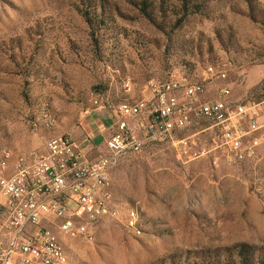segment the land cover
I'll list each match as a JSON object with an SVG mask.
<instances>
[{
	"label": "rangeland",
	"instance_id": "374dc122",
	"mask_svg": "<svg viewBox=\"0 0 264 264\" xmlns=\"http://www.w3.org/2000/svg\"><path fill=\"white\" fill-rule=\"evenodd\" d=\"M210 66L228 79L209 97L228 85L235 100H264V0H0V175L7 154L62 135L83 144L92 115L126 97L125 78L139 95L151 79L201 80ZM190 145L122 159L114 220L89 237L75 224L58 234L70 264H264V143L242 164Z\"/></svg>",
	"mask_w": 264,
	"mask_h": 264
},
{
	"label": "built area",
	"instance_id": "2783aa9c",
	"mask_svg": "<svg viewBox=\"0 0 264 264\" xmlns=\"http://www.w3.org/2000/svg\"><path fill=\"white\" fill-rule=\"evenodd\" d=\"M207 72L202 85L187 84L182 77L149 80L143 108H113L106 148L96 156L91 138L81 144L62 135L41 153L22 154L16 163L3 161L0 264H61L55 235L75 224L77 232L89 237L100 223L114 220L104 182L122 159L152 144L187 149L200 142L199 155L216 164L225 159L244 163V153L264 143V100H235L228 85H216L217 96L211 98L209 85L226 81L228 75ZM131 87L129 78L125 93ZM194 130L198 140L186 136Z\"/></svg>",
	"mask_w": 264,
	"mask_h": 264
},
{
	"label": "bare ground",
	"instance_id": "6f19581e",
	"mask_svg": "<svg viewBox=\"0 0 264 264\" xmlns=\"http://www.w3.org/2000/svg\"><path fill=\"white\" fill-rule=\"evenodd\" d=\"M207 70H212V74L215 75H224V73H227L226 70L224 69H218L214 66H210L207 68ZM207 70L205 71V76L202 78L201 81H192L190 78H183L185 83L190 84V85H202L207 79H208V72ZM130 82L132 83L131 91L128 93H125L128 98L125 101H130V104L126 105L125 103L118 104L115 108V111H124V108L126 111H136L137 109L143 108L144 104H146V100L149 94V87L145 86L147 83L143 86L142 90L140 91L139 95H136V85L133 82V80L130 78ZM149 82V81H148ZM125 87H129V78H125L123 81V90L125 92ZM52 125V123H51ZM60 136L55 137L52 140L57 139ZM7 159L11 160L10 163H16L18 159L22 158V155H19L15 160L12 161L10 154H7ZM109 187H110V175L106 178L104 182V194L110 195L109 193ZM114 202V199L110 195L109 198V206H112ZM129 217L130 218H135L136 217V212L133 210L129 211ZM55 243L58 246V256L61 257V264H70L69 256H68V251L66 249V245L62 242L58 234L55 235Z\"/></svg>",
	"mask_w": 264,
	"mask_h": 264
},
{
	"label": "crops",
	"instance_id": "0c3cea01",
	"mask_svg": "<svg viewBox=\"0 0 264 264\" xmlns=\"http://www.w3.org/2000/svg\"><path fill=\"white\" fill-rule=\"evenodd\" d=\"M111 116L108 114L103 115V112L94 113L89 121L88 134L96 144V152L93 153L94 156L97 155L99 151L105 150L106 144L105 140L110 134L111 127Z\"/></svg>",
	"mask_w": 264,
	"mask_h": 264
},
{
	"label": "trees",
	"instance_id": "16d2710c",
	"mask_svg": "<svg viewBox=\"0 0 264 264\" xmlns=\"http://www.w3.org/2000/svg\"><path fill=\"white\" fill-rule=\"evenodd\" d=\"M182 78H185V77H182ZM186 78H187V77H186ZM190 80H192V81H194V82H195V81H198V82H199V81H201L202 79H201V80H197V79L190 78ZM124 94H125V92H124ZM125 95H126V94H125ZM127 98H128V96L126 95V97L123 99V101H121L119 104H122V103H125L126 105L130 104V101H125V102H124V100H126ZM50 124H51V123H50ZM50 124H49V125H50ZM68 256H69V253H68ZM69 260H70V258H69Z\"/></svg>",
	"mask_w": 264,
	"mask_h": 264
}]
</instances>
